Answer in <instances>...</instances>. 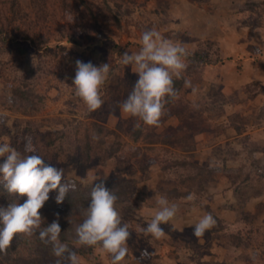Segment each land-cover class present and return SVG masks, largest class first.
<instances>
[{
  "label": "rangeland",
  "instance_id": "1",
  "mask_svg": "<svg viewBox=\"0 0 264 264\" xmlns=\"http://www.w3.org/2000/svg\"><path fill=\"white\" fill-rule=\"evenodd\" d=\"M69 1L50 0L48 6L18 0V11L31 18L34 4L48 8V41L38 53L23 56L0 43V66L11 65L6 78L42 98H36L34 115L9 109L11 88L0 76V143L16 149L17 134L31 127L72 148L85 129L96 130L93 122L120 134V149L103 162L83 166L72 154L64 161L56 152L63 161L54 166L64 170V180L83 186L103 180L118 197L131 231L120 264H264V0H86V8H71ZM151 28L189 54L208 50L222 59H186L173 109L164 111L158 126L119 107L138 79L132 66L122 64L123 53L138 52L142 33ZM76 60L111 65L101 89L105 103L92 113L74 93ZM131 131L138 132L136 139ZM101 138L113 141L112 134ZM190 194L193 201L186 200ZM160 196L177 203L179 211L160 225L166 234L157 240L140 229L152 219ZM208 213L216 225L197 238L194 224ZM78 225L66 231L68 239L77 240ZM91 248L77 253L80 264H111L100 244ZM145 249L150 255L142 258ZM32 256L28 251L25 260Z\"/></svg>",
  "mask_w": 264,
  "mask_h": 264
},
{
  "label": "clouds",
  "instance_id": "2",
  "mask_svg": "<svg viewBox=\"0 0 264 264\" xmlns=\"http://www.w3.org/2000/svg\"><path fill=\"white\" fill-rule=\"evenodd\" d=\"M141 44L138 52L123 53L122 64L132 66L138 79L119 107L146 125L158 126L168 98L175 99L178 96L174 79L182 77L187 68L186 58L189 53L180 42L166 38L156 28L142 33ZM75 65L74 93L86 104L88 112L92 113L105 103L101 89L109 78L111 65L102 63L95 66L91 61L85 63L81 60H76ZM185 85L190 87V81L186 80ZM135 127L139 128L140 124L137 123ZM25 151L32 154L22 156L9 143H0V157H5L0 163L4 188L9 194L27 197L23 203L13 202L0 207V223L3 225L0 228V252H5L11 246L18 233L31 236L38 232L42 242L52 245L53 253L58 257L55 264H80L77 253L59 239V214H56L57 219L41 228L44 218L40 212L49 199L50 191L58 190L55 201L60 204L69 191L75 190L76 184L73 181L62 182L64 170L46 163L42 156L35 154L36 150L29 143H26ZM194 199L192 194L186 197L187 201ZM117 201L118 197L105 187L103 181L95 184L91 200L82 211L83 222L75 229L78 245L100 244L106 253L111 254V264H120L125 259L131 236L130 225L122 221ZM156 204L158 208L152 219L140 231L158 240L166 234L160 225L175 218L179 205L170 203L166 196L158 197ZM194 225L193 234L200 238L206 230L216 225V219L208 213ZM149 255L146 249L140 254L142 258Z\"/></svg>",
  "mask_w": 264,
  "mask_h": 264
},
{
  "label": "trees",
  "instance_id": "3",
  "mask_svg": "<svg viewBox=\"0 0 264 264\" xmlns=\"http://www.w3.org/2000/svg\"><path fill=\"white\" fill-rule=\"evenodd\" d=\"M49 1L50 0H43L48 6ZM86 3V0H70L67 4L71 8H75V6H78V8H86ZM17 5L18 0H0V43L7 42L10 48L15 47L14 49L18 56H23L29 52L38 53V50L42 49L48 41V37L43 35V28L45 29V27L48 26L46 24L48 20H45L48 8H46L44 4H41L40 6L34 4V15L31 18L26 12L22 13L21 11H18ZM186 59L192 63L197 62L201 64H215L222 60L219 52H216V55L213 57L208 50L200 49H196L188 54ZM10 68L12 69L11 65L0 66V76L5 82V85L10 86L11 94L13 96L11 97L12 101L9 104H6L7 107L9 109L17 110L25 115H34L37 111L35 103L37 101L36 98L41 99L42 96L34 92L31 87H28L25 84H15L12 80L6 78L7 69ZM182 85V77L180 79H174L175 89L178 90ZM172 100V98H168V103L166 104L164 111L169 110ZM94 127H96V130L93 129L94 132L85 129L80 137L77 138V143L73 144L72 148L71 145L70 148H68L57 143L59 141H57V138H54L52 135L44 134L31 127H27L24 132L17 134L15 143L16 150L20 152L22 156L32 154L25 151V145L26 143H29L30 147L36 150L35 154L42 156L45 159V162L52 166L57 165L59 161H63L60 160L58 156H55L56 152H59L64 156V161H66V159L69 158V155L72 154L76 163L83 166L95 161L103 162L105 159L116 154L123 141L120 134L114 130H110L96 122H93V128ZM133 131H131L129 135H133L132 137L136 139L138 132ZM99 134L101 135L100 138L95 139V135ZM108 134L113 135V141L109 144L105 143L101 138L103 136L106 137ZM68 181L75 182L76 188L73 191H69L62 203L57 204L55 201V196L57 195L58 190L50 191L49 199L47 200L50 204L47 207L43 206V208L40 209L41 215L44 218L41 228L46 227L48 223L57 219L56 214L58 213L61 226L60 241L67 244L76 253L86 254L92 250L91 246H74V242L77 240L68 239L66 231L70 229L73 224H80L83 222L84 216L82 215V211L88 206L91 200L92 187L103 180H96L92 186H83L75 179L63 180L62 182ZM103 182L105 187L108 188L106 182ZM26 198V195L18 197L15 194H9L4 188L3 179L0 178V207H6L9 203L13 202L23 203ZM2 227L3 225L0 223V228ZM233 238L234 236L232 239ZM28 251L31 252L33 256L29 260H25ZM23 255L25 263L20 261V257ZM55 259L57 260V257L53 253L52 245L42 242L38 232L31 236L18 233L14 236L11 246L8 247L5 252H0V264H55Z\"/></svg>",
  "mask_w": 264,
  "mask_h": 264
}]
</instances>
